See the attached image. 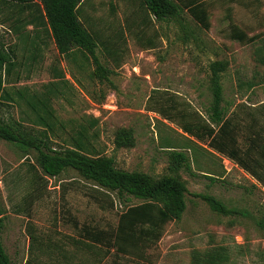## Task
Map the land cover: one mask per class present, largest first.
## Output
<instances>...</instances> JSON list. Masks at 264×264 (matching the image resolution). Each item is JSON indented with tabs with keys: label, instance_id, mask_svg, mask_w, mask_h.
<instances>
[{
	"label": "rangeland",
	"instance_id": "obj_1",
	"mask_svg": "<svg viewBox=\"0 0 264 264\" xmlns=\"http://www.w3.org/2000/svg\"><path fill=\"white\" fill-rule=\"evenodd\" d=\"M199 1L208 10V30L187 13L181 23L156 22L138 0L85 1L80 13L85 27L116 52L113 58L103 47L97 49L100 62L112 72L108 81L94 76V63L81 52L59 54L44 28L39 33L22 29L27 40L17 35L13 26L25 24L29 15L0 6L1 41L14 50L16 62L5 82L14 101L5 102L3 119L20 123L29 135L38 137L46 129L31 121L27 100L46 98L57 127L54 134L47 130L50 146L68 147L83 125L97 134L92 142L98 153L112 157L117 168L159 178L171 173L165 142L189 138L161 114L179 122L176 114L192 121L199 113L207 120L212 102L208 66L219 60L227 63L224 104L239 124V146L248 148V139L257 133L264 139V65L256 56L257 48L264 47V0ZM232 25L255 40L232 39ZM36 34L43 42L34 38ZM19 92L26 98L20 99ZM122 128L133 130L134 147H115L116 132ZM196 142L200 147L192 160L195 175L185 169L178 172L188 190L187 209L181 220L165 225L158 242L142 250L141 260L114 250L106 253L104 244L92 246L82 228L115 231L122 212L142 200L130 196L122 203L115 193L71 169L48 177L35 150L0 140L3 242L12 263L194 264L197 252L225 248L220 251L228 256L224 264H264V186L207 143ZM204 175L219 180L211 182ZM199 194L215 196L238 213H215Z\"/></svg>",
	"mask_w": 264,
	"mask_h": 264
},
{
	"label": "trees",
	"instance_id": "obj_2",
	"mask_svg": "<svg viewBox=\"0 0 264 264\" xmlns=\"http://www.w3.org/2000/svg\"><path fill=\"white\" fill-rule=\"evenodd\" d=\"M85 1L87 0H0V6L6 4L22 10L29 9L39 12L38 16H32L30 19L32 22L38 21V25L50 33L59 54L68 56L76 51L81 52L84 58L91 59L94 63V76L101 81H108L112 72L100 62L97 49L99 46L103 47L113 58L116 52L109 49V44L104 42L97 32L85 27L80 18L81 6ZM138 1L156 22L181 23L184 21V13H187L201 29L210 28L208 10L202 1ZM231 37L244 43H252L255 40L254 37L249 38L233 25ZM256 56L258 62L264 65V47L257 48ZM14 57V50L6 48L0 37V140L15 143L26 150H35L38 154L37 163L48 177H59L71 169L78 172L85 180L115 193L122 203H125L127 197L130 196L142 200V203L129 206L122 212L116 231L87 232L93 242H104L107 245V253L110 249H114L117 255L142 260L144 259L142 250L161 239L165 225L181 220L187 209L186 193L188 190L178 172L185 169L189 170L193 176L195 175L192 172V160H194L196 148L200 147L196 141L207 143L208 148L242 168L264 186V139L257 133L248 139L250 143L248 148L243 150L239 146V124L232 115L228 114V105L224 104L222 78L227 69L225 61H213L208 66L212 102L207 120L199 113L192 121L186 120L182 113L176 114L181 118L179 122L172 115L161 114L166 120L177 124L189 138L187 137L182 143L165 142L163 148L168 152V169L171 173L154 178L144 172L117 168L112 157L98 153L92 142L97 134L89 133L90 129L83 125H79L74 135L71 136L68 147L57 149L50 146L47 130L53 131L54 134L57 127L54 112L46 98L43 100L33 96L27 100L34 117L31 121L46 129L40 132L38 137L29 135L20 123L6 122L2 116V109L6 101L13 102L14 98L7 91L5 82L11 70L16 66ZM19 98L24 99L26 96L19 92ZM52 117L53 124L50 122ZM114 144L117 149L134 147L133 130L119 129L116 132ZM204 176L211 182L219 180L218 176ZM198 196L215 213L223 216L238 213L215 196L208 194ZM4 226V209L0 204V264H12L2 244ZM224 249L220 248L204 254L197 252L193 258L194 264H224L228 258L224 252H220ZM198 254L204 255V258L200 259Z\"/></svg>",
	"mask_w": 264,
	"mask_h": 264
},
{
	"label": "crops",
	"instance_id": "obj_3",
	"mask_svg": "<svg viewBox=\"0 0 264 264\" xmlns=\"http://www.w3.org/2000/svg\"><path fill=\"white\" fill-rule=\"evenodd\" d=\"M1 6H5V7H7L8 9L7 10H10V8L12 7V8H16V10H14V9H12V11H9V16L10 15H13L14 14V11L17 13H19V14H21V15H25V14H27V15H29V18L28 19H26V21H24L25 22V24H16V25H14L13 26V31L14 32H16L17 33V35H19V36H21V37H24V39L26 38V40H27V37L24 35H22L23 34V32H22V29H31V30H33V31H36V33H39V30L38 29H42L43 27H41L40 25H38V21L37 22H32L31 20L32 19H30L32 16H38L39 15V12H35L34 10H29V9H25V10H22V9H20V8H17V7H14V6H11V5H6V4H3V5H1ZM14 10V11H13ZM24 20V18H22L21 20H19V21H23ZM27 27V28H26ZM34 38L35 39H37L39 42H43V40H42V38L41 37H39V35L38 34H36L35 36H34ZM33 40L34 42H36V40ZM32 41V42H33ZM37 41V42H38ZM120 218V217H119ZM118 223H119V221H118ZM117 227H118V225H117ZM116 230H117V228H116ZM115 230V231H116ZM88 231H90L89 229H87L86 227L85 228H82V232L84 233L83 235L84 236H88V234H87V232ZM92 232H96V231H92ZM101 232H104V231H101ZM109 232V231H108ZM111 232H114V231H111ZM87 242H89L88 240H86ZM92 241V240H91ZM2 244H3V246H4V249L6 250V252L8 253V255L10 256V253L7 251V249H6V247H5V244H4V242H3V233H2ZM102 244H104V242L103 243H101V242H91V245L93 246V245H102ZM88 245V244H87ZM104 246H105V248H106V253H107V245L106 244H104ZM110 250H114V249H110ZM115 253V252H114ZM10 258H11V256H10ZM12 260V259H11ZM13 264V263H12Z\"/></svg>",
	"mask_w": 264,
	"mask_h": 264
}]
</instances>
